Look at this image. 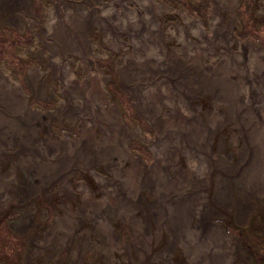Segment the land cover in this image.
<instances>
[{
	"label": "rangeland",
	"instance_id": "374dc122",
	"mask_svg": "<svg viewBox=\"0 0 264 264\" xmlns=\"http://www.w3.org/2000/svg\"><path fill=\"white\" fill-rule=\"evenodd\" d=\"M151 1L0 0V264H264V0ZM98 104L118 131L78 145ZM81 185L126 251L80 215Z\"/></svg>",
	"mask_w": 264,
	"mask_h": 264
},
{
	"label": "bare ground",
	"instance_id": "6f19581e",
	"mask_svg": "<svg viewBox=\"0 0 264 264\" xmlns=\"http://www.w3.org/2000/svg\"><path fill=\"white\" fill-rule=\"evenodd\" d=\"M148 1L149 3H152L151 0H146ZM216 1V4H217V11H221L222 9H230V10H233L234 9V6L236 4V1L237 0H215ZM216 22H218V28H217V36H218V39H223L224 41L225 40H229V35L227 36V33H225L223 31V26H222V22H220L218 19H215ZM153 27H157V30H158V33H157V38L159 39V36H161V33H160V28H158V24H156V26H153ZM225 37V38H224ZM160 45H163V43H161ZM155 51H157V49L154 48ZM148 51V50H147ZM254 51L253 52V55H252V58L253 60L258 63H256V70L258 72H261L262 75H264V69L261 68L260 66V63L259 61H261V58H262V55H261V52L254 48ZM160 52V50H159ZM164 52V51H162ZM248 57H250L249 55H247ZM246 56V57H247ZM250 61H252V59L250 58ZM263 62V61H262ZM67 69V68H66ZM100 82H102V80L100 79V76H97L96 77ZM100 93V92H99ZM98 98L102 101V103H104V98L103 96L100 95V97L98 96ZM107 105V104H106ZM90 112L96 116V119H95V124H94V127H93V124L90 123V125H82V129H81V132H82V140L80 141V144L82 143H86L85 142V139L86 140H90L92 139V144L95 143V135H94V129H95V126L97 127H100V129L106 133H111V131H118V129H113V130H107L105 129L104 130V123H103V120H106V125L108 124V128L109 129H112V127H115L116 125V122H115V116L113 114V110H109V106L108 107H103L102 105H96L95 107L93 106L92 108H90ZM7 127L6 128H9V125H6ZM44 128L46 129H49V126L48 124H46L44 126ZM21 130V129H20ZM25 130V129H24ZM8 130L5 129V132H7ZM23 131V129H22ZM103 132V133H104ZM107 136V135H106ZM55 138V137H54ZM67 141V140H66ZM78 145H76L78 147ZM53 156V155H52ZM25 168H29L28 165L26 164L23 168V171L25 172ZM2 182V181H1ZM5 184V181H3L0 185L2 188V186ZM82 186V185H81ZM70 188H71V185H69V182L65 183L62 187V193L65 194L66 196H71V193H69L70 191ZM80 192L83 196V201H84V207H83V213L80 212V215L85 217V218H89V219H93V220H97L95 222V227H94V230L92 231L94 235L96 236H105L109 242L110 240L112 241L111 245L112 247L110 248V250H122V251H126V247H122L120 245V243L118 242V238L116 237V235L114 234V231L112 229V226H111V223H107L106 222V219L108 221V218L106 217H102L101 216V212L104 208V203L97 206V203L95 201V198L92 196L91 193H89L84 186H82L80 188ZM66 220H61V223H59V226L58 229H55L56 232H50L48 235H47V241L48 243H52L53 241L58 245H60L61 243L64 244L66 242V240L68 238H70L72 236V234L74 233V229L77 228L76 224H75V220H74V216H69V217H64ZM98 218V219H97ZM64 221V222H63ZM189 221H186L183 225L186 226L187 228H190V226L192 227V229H196L198 226H200V224L198 223V226L196 227H193L191 225V223H188ZM75 226V228H74ZM178 229V228H177ZM57 231H60L57 232ZM198 233H199V229H198ZM88 235V234H86ZM84 235V237L80 236V238H76V242H77V245L75 246L74 248V251L71 253V256H70V260L73 262L75 260H78V252L79 250L83 249V248H86L87 246V241H88V237ZM223 238L226 240L225 236L223 235ZM181 239H182V236H181ZM205 240V239H204ZM203 240V241H204ZM206 243H207V246H209L207 240H205ZM226 241H224L225 243ZM206 243L204 242L203 245H201L202 247H205L206 246ZM223 242H220V244H224ZM212 244V243H211ZM234 247H225L226 250H230V251H234L235 250V244L233 245ZM93 249H99L98 251H105V244L103 242H100V240H97V242H95L92 246ZM214 248V246H213ZM225 250V249H224ZM107 252V251H105ZM217 252V256L212 258V259H208V261L206 262L205 260H201L200 263H197V264H231L230 262V259L225 257L224 256V253L223 251H218L216 250ZM146 255V254H145ZM109 256V254H108ZM192 257H194L195 260H199L201 258V252H193L192 253ZM226 258V259H225ZM207 259V258H206Z\"/></svg>",
	"mask_w": 264,
	"mask_h": 264
}]
</instances>
